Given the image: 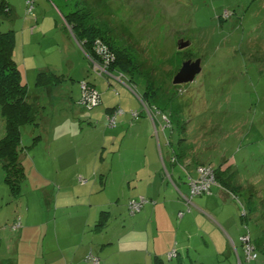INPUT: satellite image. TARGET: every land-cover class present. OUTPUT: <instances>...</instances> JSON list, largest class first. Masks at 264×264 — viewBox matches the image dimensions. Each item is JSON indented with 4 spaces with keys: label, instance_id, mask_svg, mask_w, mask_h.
Returning <instances> with one entry per match:
<instances>
[{
    "label": "rangeland",
    "instance_id": "374dc122",
    "mask_svg": "<svg viewBox=\"0 0 264 264\" xmlns=\"http://www.w3.org/2000/svg\"><path fill=\"white\" fill-rule=\"evenodd\" d=\"M9 1L13 16L2 30L16 32L15 59L37 124L22 128L25 180L19 196L12 194L0 159V259L15 255L22 226L33 229L25 243L37 246L46 222L87 212L89 206L68 208L79 200L110 203L103 210L120 213L143 197L149 199L144 209L156 202L170 209L168 195L158 201L140 193L132 178L138 168L143 175L159 167L160 181L165 178V186L178 193L171 176L189 180L186 172L194 164L198 172L203 162L224 167L230 161L228 174L239 192L224 215L245 233L246 208L252 237L242 244L260 246L258 259L248 263L238 229L237 244L219 240L216 234L222 232L212 230L217 225L196 207L210 196L189 194L173 209L183 234L173 264H264V0H34L31 13L27 0ZM75 11L101 31L93 44L101 64L71 32L65 16ZM182 39L191 46L180 51ZM117 53L129 57L131 71H120ZM197 59L202 72L194 82L175 85L183 64ZM41 70L61 78L40 86ZM93 85L98 104L87 95ZM112 107H120L121 114L110 124L116 115L107 113ZM141 118L151 121L142 135ZM4 135L0 106V139ZM174 154L182 165L174 166L178 175L165 167ZM129 213L126 209V217ZM17 222L21 227L14 230Z\"/></svg>",
    "mask_w": 264,
    "mask_h": 264
},
{
    "label": "crops",
    "instance_id": "0c3cea01",
    "mask_svg": "<svg viewBox=\"0 0 264 264\" xmlns=\"http://www.w3.org/2000/svg\"><path fill=\"white\" fill-rule=\"evenodd\" d=\"M141 121L139 127H141L140 134L142 135L143 129L146 125H150L151 121L148 118H141ZM165 160L167 159L165 158ZM225 162L224 167L220 166L222 171H225L227 168L231 169L230 161ZM202 164L207 163L203 162ZM197 165L194 164L195 167L186 172L188 174L186 176L189 179L190 177L197 178ZM178 166L176 165V167ZM166 167L170 174H177L176 168L172 164L166 165ZM218 167L215 166L214 168ZM136 170L138 173L137 177L132 178H136V184L140 189V193L148 196L150 199H158V201H162V193L168 195L170 197L169 202L171 203L170 209L163 202H156L157 204L151 206L149 210L144 209L141 213L130 215L131 217H126L125 214L126 209L128 211V205L125 206V211L120 213L118 212L119 210H108L110 212V219L106 227L97 230L96 225L100 219L101 212L106 211L103 209L109 206L110 203H101L99 201L95 205H84L81 204L84 201L81 200L80 202L79 200L70 204L68 208L89 206L87 212L75 214L71 212V214L65 216L62 214L46 222V229H42L43 234L40 235L43 236L41 237L42 242L38 243L37 246H30L25 243V241L31 238L33 229L28 226L29 224L25 227L22 226L19 238L16 239L15 255L1 258L0 264H92L89 258L91 255L99 257L101 264H154L156 259L159 258L163 260L164 264H173L174 259L170 260L168 255L176 248L178 252L180 245L179 238H182L183 235L181 234L182 228L176 229V213L173 209H175V205L181 207L186 196L190 194L189 180L186 178L183 181L182 178L179 182H176L171 176L174 186H176L178 191L176 193L174 188L169 190L170 187L165 186V178L162 177L163 181H160L161 173L159 167L155 168L152 173L150 170H147L143 175H139L142 169L138 168ZM162 170L164 171V169ZM181 174L184 175V173ZM181 174L179 173L180 176ZM141 183L144 184V188L140 187ZM76 188L74 190L77 193L74 194H78ZM94 188L90 190L92 193L94 192ZM194 199L192 201L193 204ZM208 199L204 205L197 204L196 207L204 212L213 224L219 227L215 226V229H212L216 232H222L220 235L216 234L219 240L225 238L226 242H232L233 240L236 243L233 237L237 234L236 229H238V233H241L240 243L244 248L241 242L243 232L239 229V225H237L236 221L232 224L233 221L224 215L226 208L234 204L233 201H236L237 196L223 186L216 185L213 188V194ZM217 206L221 207L220 211H216ZM242 226L244 227L243 223ZM200 228H202L201 226H199V230L202 231ZM38 241L40 240L38 239ZM256 242H259V238ZM218 249H222L219 244L217 245ZM186 251L188 252V249ZM245 258L247 260L246 252Z\"/></svg>",
    "mask_w": 264,
    "mask_h": 264
},
{
    "label": "trees",
    "instance_id": "16d2710c",
    "mask_svg": "<svg viewBox=\"0 0 264 264\" xmlns=\"http://www.w3.org/2000/svg\"><path fill=\"white\" fill-rule=\"evenodd\" d=\"M12 16L13 8L10 4V1L0 0V106L2 116L5 120V135L0 139V159L4 164V168L6 170V182L9 184L12 194L19 196L21 194L22 183L25 180V170L21 160L22 128L26 125L37 123L34 112L35 108L30 100L28 85L25 83L22 76V71L15 59V52L17 48L16 32L13 30H2L3 21L5 19H11ZM65 19L68 25L71 27V32L75 40L80 44L85 54L91 60L95 61L96 65H98L97 63L101 64L99 61L100 58L95 53L93 46L96 39L99 36L101 37V31L88 24V17L81 11L71 12L65 16ZM117 62L120 71L127 72L128 70H132L133 64L131 63V60L123 53H117ZM60 78L61 77L58 74L52 71L41 70L38 73L37 84L40 86L55 85V83L57 84V81H59ZM153 86V84L148 85L147 95H151ZM93 91L96 92L94 85L91 86V90L88 94L90 96H94ZM143 99L145 101L148 100L147 97H143ZM97 102L99 103V98ZM119 111L120 107H114L108 109L107 113H114L118 115ZM176 157L177 154H174L171 157L174 159V161H170L173 166L179 164L177 163ZM208 166L211 165L208 164ZM220 168V166L216 169L214 168L217 181L216 185L229 188L231 193L237 196L236 192H239V189L232 183V175L228 174V170H230V168H227L225 171H222ZM166 171L169 172L167 169ZM214 186L212 187V191ZM128 209L131 215H136L144 208L135 214L131 213L129 205ZM245 213L246 215H242V223L244 224L246 232L242 233L241 238L246 235L252 237L249 224L247 223L249 212L246 210ZM109 219L110 212H101L100 219L96 225L97 230L105 228ZM259 243L260 242H257V244ZM243 246L245 249L246 245L243 244ZM253 247L255 251L254 253L257 254L258 259V250L261 249V247L257 245ZM247 261L248 263H251L254 260L249 261L247 257ZM154 264H164V262L159 258L156 259Z\"/></svg>",
    "mask_w": 264,
    "mask_h": 264
},
{
    "label": "built area",
    "instance_id": "2783aa9c",
    "mask_svg": "<svg viewBox=\"0 0 264 264\" xmlns=\"http://www.w3.org/2000/svg\"><path fill=\"white\" fill-rule=\"evenodd\" d=\"M34 2H35L34 0H27L28 12H30V13L33 12V9L35 6ZM90 90L91 89H89L87 92L89 93ZM88 93H87V95L90 96ZM93 94H94V96L92 95V98L90 101H93V103H98L97 101H98L99 95L97 94V92H94V91H93ZM118 114L120 115L121 111H119ZM116 121H117V115H115L111 119L110 124L116 123ZM216 184H217V181H216V175H215L214 167L204 165L201 168H199V171L197 172V178L190 177V179H189L190 195L192 198H195L197 196H205V195L211 196L213 194L212 187ZM147 201H149V199H146L143 197L140 199L132 200L129 204L131 213L135 214V213L140 212L144 208V205L146 203H148ZM20 227H21V222H17L13 229L18 230ZM248 238L250 239L249 235L243 236L241 238V241H244V240L247 241ZM244 245H246L245 250L247 253L248 260L252 261V260L257 259V254L254 253L255 251H254L253 245L252 244L251 245L246 244V243ZM175 256H176L175 250L170 252L168 255L170 260L173 259ZM89 258H90V261L92 262V264H101L100 258H98L94 255H91Z\"/></svg>",
    "mask_w": 264,
    "mask_h": 264
},
{
    "label": "water",
    "instance_id": "95a60500",
    "mask_svg": "<svg viewBox=\"0 0 264 264\" xmlns=\"http://www.w3.org/2000/svg\"><path fill=\"white\" fill-rule=\"evenodd\" d=\"M191 46V41L180 40L178 42V48L180 51L187 49ZM202 72V60L197 59L196 61H186L179 73L175 76L173 83L175 85L187 84L194 82L197 75Z\"/></svg>",
    "mask_w": 264,
    "mask_h": 264
}]
</instances>
